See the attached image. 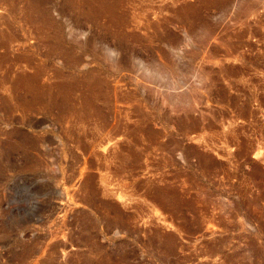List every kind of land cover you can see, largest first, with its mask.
<instances>
[{"label": "rangeland", "instance_id": "obj_1", "mask_svg": "<svg viewBox=\"0 0 264 264\" xmlns=\"http://www.w3.org/2000/svg\"><path fill=\"white\" fill-rule=\"evenodd\" d=\"M0 264H264V0H0Z\"/></svg>", "mask_w": 264, "mask_h": 264}, {"label": "clouds", "instance_id": "obj_2", "mask_svg": "<svg viewBox=\"0 0 264 264\" xmlns=\"http://www.w3.org/2000/svg\"><path fill=\"white\" fill-rule=\"evenodd\" d=\"M104 55L106 57L114 59L116 57V52L115 50L109 49L104 53ZM136 70L140 72L143 76L148 77V78L152 77L153 75L152 69L143 61L139 62L136 65Z\"/></svg>", "mask_w": 264, "mask_h": 264}]
</instances>
